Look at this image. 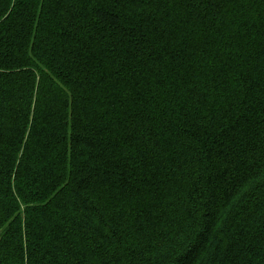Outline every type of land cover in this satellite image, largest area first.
I'll use <instances>...</instances> for the list:
<instances>
[{"label": "trees", "instance_id": "1", "mask_svg": "<svg viewBox=\"0 0 264 264\" xmlns=\"http://www.w3.org/2000/svg\"><path fill=\"white\" fill-rule=\"evenodd\" d=\"M0 264H264V0H0Z\"/></svg>", "mask_w": 264, "mask_h": 264}]
</instances>
